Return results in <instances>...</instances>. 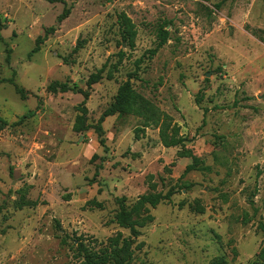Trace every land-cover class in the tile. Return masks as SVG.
Here are the masks:
<instances>
[{"label":"rangeland","instance_id":"1","mask_svg":"<svg viewBox=\"0 0 264 264\" xmlns=\"http://www.w3.org/2000/svg\"><path fill=\"white\" fill-rule=\"evenodd\" d=\"M0 22V264H83L80 243L130 236L118 199L171 189L138 218L153 220L129 264H264V0H0ZM161 28L170 39L153 56ZM127 80L180 128L195 169L159 128L137 133L140 117H107L98 134ZM54 81L89 91L87 131L75 129L84 95L53 93Z\"/></svg>","mask_w":264,"mask_h":264},{"label":"trees","instance_id":"2","mask_svg":"<svg viewBox=\"0 0 264 264\" xmlns=\"http://www.w3.org/2000/svg\"><path fill=\"white\" fill-rule=\"evenodd\" d=\"M49 3H65V0H46ZM71 13V8H65L59 20L63 21ZM119 23L122 31V38L124 42H127L130 47H134L135 40L137 36V30L131 19L122 13L119 15ZM3 26L0 22V40H3L1 30ZM55 29L50 28L46 31L44 37H39L36 40V46L31 53H36L40 50L41 44L46 40L48 35ZM158 44L154 50L150 53L154 56L158 51L168 42L170 39V32L161 28L158 32ZM105 67H102L96 73L92 74L88 81L87 87L91 88L94 84L100 82L103 79V73ZM6 82L15 86L16 91L21 95L23 99H26L25 91L21 89L12 79L5 80ZM49 91L53 93L62 92L66 93L69 91L81 93L84 95L85 101L79 106L80 115L77 117L75 124V129L77 131H87L89 126L86 124V118L88 115V110L86 108V100H88L90 93L88 90L79 89L76 85L69 86L67 83H61L58 81L52 82L49 87ZM127 116L134 115L143 119V125L138 128L139 131H143V128L155 126L160 129V140L166 147H176L182 146L189 157L193 158L194 163L188 165L185 174L195 169L198 166V159L190 150H186L183 136L180 135V128L172 123V118L163 113L155 104L150 100L144 98L139 94L134 88L130 80L125 81L120 85L114 102L104 111L100 117L98 124L96 126L97 132L102 136L103 127L102 124L107 117L114 116ZM35 111L28 112L24 115L19 122L14 123L20 124L25 119L33 117ZM8 125V122L0 116V128H4ZM138 136V135H137ZM101 144L104 146L105 141L102 138ZM204 169V168H200ZM175 191L171 189L166 194L162 193H148L140 196L138 200L132 205L128 206L125 203V199H118L119 211L116 213L115 220L123 228L130 230L129 237H122L118 235L116 238L109 242V245L100 249L94 250L85 246L83 243L79 244V250L82 257L84 258L83 264H129L134 253V244L136 239L141 235L139 228L146 225V223L151 222L153 217L148 215L142 220L138 219L141 213L148 208H156L159 204L168 201H172V197ZM264 232V225H262ZM214 264H227L226 260L221 257L217 258Z\"/></svg>","mask_w":264,"mask_h":264}]
</instances>
